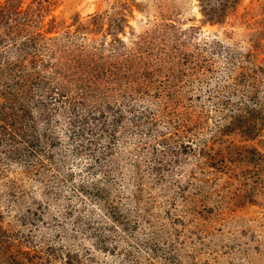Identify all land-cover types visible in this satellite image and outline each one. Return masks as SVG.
I'll use <instances>...</instances> for the list:
<instances>
[{
  "label": "rangeland",
  "instance_id": "374dc122",
  "mask_svg": "<svg viewBox=\"0 0 264 264\" xmlns=\"http://www.w3.org/2000/svg\"><path fill=\"white\" fill-rule=\"evenodd\" d=\"M0 264H264V0H0Z\"/></svg>",
  "mask_w": 264,
  "mask_h": 264
}]
</instances>
